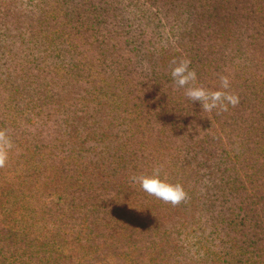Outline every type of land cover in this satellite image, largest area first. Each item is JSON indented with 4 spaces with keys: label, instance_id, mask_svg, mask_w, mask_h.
Returning <instances> with one entry per match:
<instances>
[{
    "label": "rangeland",
    "instance_id": "obj_1",
    "mask_svg": "<svg viewBox=\"0 0 264 264\" xmlns=\"http://www.w3.org/2000/svg\"><path fill=\"white\" fill-rule=\"evenodd\" d=\"M182 58L206 88L227 75L239 104L204 112L171 77ZM0 122L37 145L96 130L131 176L181 183L176 206L141 195L184 224L137 241L179 243L165 264H264V0H0Z\"/></svg>",
    "mask_w": 264,
    "mask_h": 264
},
{
    "label": "trees",
    "instance_id": "obj_2",
    "mask_svg": "<svg viewBox=\"0 0 264 264\" xmlns=\"http://www.w3.org/2000/svg\"><path fill=\"white\" fill-rule=\"evenodd\" d=\"M11 124L6 129L13 147L0 168V264H135L162 244L163 261L156 264H165L171 250L181 249L164 237L147 246L137 242L168 224H184L151 207L148 197L141 198L145 191L133 194L130 156L117 138H101L92 129L76 138L74 125L71 135L65 125L63 133L73 138L37 145L19 138ZM154 202L162 204L156 197Z\"/></svg>",
    "mask_w": 264,
    "mask_h": 264
},
{
    "label": "clouds",
    "instance_id": "obj_3",
    "mask_svg": "<svg viewBox=\"0 0 264 264\" xmlns=\"http://www.w3.org/2000/svg\"><path fill=\"white\" fill-rule=\"evenodd\" d=\"M172 64L171 77L173 81L179 88L184 89V95L188 99L192 102H200L204 112H212L213 110L226 112L230 106L234 108L239 104V95L231 91V81L227 75L219 77V84L216 89H209L195 83L197 73L190 68L191 61L189 59L174 60ZM12 147V140L7 130L0 128V168L6 165ZM130 181L139 184L148 195L173 206L185 202L188 198V193L181 183H171L161 178L160 166L155 167L151 175H133L130 177Z\"/></svg>",
    "mask_w": 264,
    "mask_h": 264
}]
</instances>
